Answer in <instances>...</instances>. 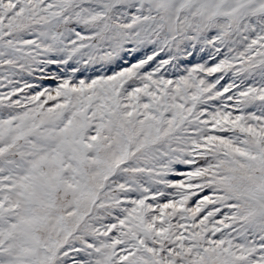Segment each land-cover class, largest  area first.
Segmentation results:
<instances>
[{"label": "snow or ice", "instance_id": "6c2138e0", "mask_svg": "<svg viewBox=\"0 0 264 264\" xmlns=\"http://www.w3.org/2000/svg\"><path fill=\"white\" fill-rule=\"evenodd\" d=\"M0 264H264V0H0Z\"/></svg>", "mask_w": 264, "mask_h": 264}]
</instances>
